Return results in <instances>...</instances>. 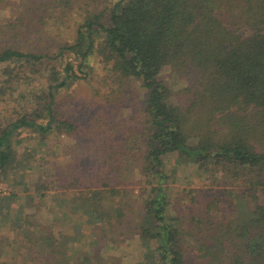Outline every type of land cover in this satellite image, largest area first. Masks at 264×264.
Here are the masks:
<instances>
[{
	"label": "trees",
	"instance_id": "1",
	"mask_svg": "<svg viewBox=\"0 0 264 264\" xmlns=\"http://www.w3.org/2000/svg\"><path fill=\"white\" fill-rule=\"evenodd\" d=\"M0 9L12 14L0 22L7 82L19 84L29 72L46 80L37 108L0 125V173L32 168L36 152L16 147L25 129L42 141L78 134L87 146L81 157L89 154L87 163L75 161L62 185L73 188L75 212L94 230L87 245H81L82 223L72 232L57 231L21 206L12 218L17 192L0 195V215L20 234V264H122L106 250L127 232L143 248L137 264H264V0H0ZM63 26L74 28V36L54 53L26 47L28 29L59 38ZM35 39L33 44L41 42ZM96 62L116 100L129 93L131 80L144 89L141 131L119 150L117 137H106L105 144L114 142L101 159V120L91 131L56 110L58 93L91 82ZM168 70L174 80L166 79ZM11 84L0 92L7 94ZM130 153L143 175L139 194L114 181L113 172L127 171L122 156ZM171 153L196 163L209 178L221 172L224 182L203 198L186 189L191 202L174 212L165 170ZM39 185L41 199L54 188L53 181Z\"/></svg>",
	"mask_w": 264,
	"mask_h": 264
},
{
	"label": "rangeland",
	"instance_id": "2",
	"mask_svg": "<svg viewBox=\"0 0 264 264\" xmlns=\"http://www.w3.org/2000/svg\"><path fill=\"white\" fill-rule=\"evenodd\" d=\"M45 9L46 6L43 7L42 12ZM0 17V22H6L7 19H12V14H10L9 10L0 9ZM73 29L72 27L63 26L59 38L58 34L54 35L53 32L51 34L45 30L28 29L25 38L28 37L31 41L26 42V47L35 52H39L42 49H50L54 53L64 41L73 39ZM35 37L41 39V42L33 44L36 41ZM4 40L8 43H13L11 41H14L6 37H4ZM55 63L57 62L55 61ZM12 66H14V63ZM57 66H61V64L58 63ZM3 67L4 65L0 64V90L7 88L10 83L13 84H11V89H7V94L0 92V125L12 119L17 112L23 113L26 110L32 111L35 107L37 108L39 104L37 97H39L42 89L46 87V80L41 73L37 72H29L27 78L20 81L19 84L7 82L9 78L4 74ZM93 76L91 82L82 81L72 87L61 90L57 95L56 110L60 117H68L80 122L91 131L98 130L97 127L101 120L102 133L105 135H100L99 146L102 147V150H99L96 155L98 159H101L107 155L106 149L113 141L110 140L105 144L106 137L109 136L114 139L116 136V150H119L127 137L131 138L137 131H141L144 119L142 108L144 89L139 81L131 80L129 93L120 100H116V98H113L114 93H111V85L103 80L106 76V70L98 62L95 63ZM165 77L168 80H174L172 72L169 70L165 72ZM97 87L100 90L99 94L95 93ZM11 92L13 93L12 95L9 94ZM110 97L111 101L107 102L106 100ZM77 136L78 134L71 136L54 134L42 141L38 134L33 133L30 129H25L21 135L22 140L16 147L19 152H26L28 149L33 153L36 152L32 162L33 166L26 171L10 170L7 174L1 172L0 195H9L12 191L17 192L18 197L14 199L10 208V217L12 218L18 215L21 206L25 207L28 215L30 213L33 214L32 218L34 221L54 224L57 231L72 232L75 223H82L85 235L81 238V245H87L94 237V230L90 224L85 223L86 216H81L79 212H75L74 196L76 193L73 188L62 186L64 184L63 179L70 180L71 174L69 173L77 166L75 161L80 160L87 163L89 160V154L81 157L87 146L84 140H80ZM95 139L96 137L93 138V140ZM95 150L90 145L88 152L94 153ZM109 151L111 152L112 149L110 148ZM134 157L135 154L133 155L132 153L129 156H122V159L127 160V171L121 172L122 175L120 171H117V173L113 172V174L114 181L121 180L123 185L128 186L136 194H139L142 188L140 178L143 175L140 173ZM166 160L165 170L170 176L167 189L172 201L175 200L174 212H179L181 208L185 207L186 203L191 202L189 194L184 198L186 189L195 190L194 195L198 198H203L205 195L214 194L210 189L212 187L217 188V184L224 182L221 172L213 174L212 178H209L198 169L196 163L188 159L178 158V153L169 154ZM95 170L93 168L89 174L92 175ZM214 178H216L215 182L212 181ZM45 180L53 181L54 188L50 191H47L48 189L45 190L46 196L41 199L36 195L37 185ZM227 180L230 181V179ZM30 196L33 197V200ZM126 235L118 245L109 246L106 251L119 255L122 259V264H137L143 257L141 242L133 234L127 232ZM19 237V232L15 229L13 230L9 224V217L0 215L1 261L9 264H20L18 261L22 259V255L19 256L16 249V241ZM22 252L25 253V250L23 249Z\"/></svg>",
	"mask_w": 264,
	"mask_h": 264
}]
</instances>
